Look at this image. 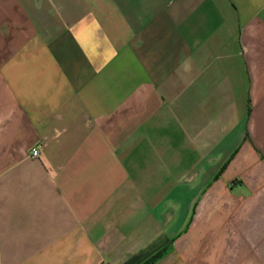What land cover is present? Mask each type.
<instances>
[{"label": "crops", "instance_id": "1", "mask_svg": "<svg viewBox=\"0 0 264 264\" xmlns=\"http://www.w3.org/2000/svg\"><path fill=\"white\" fill-rule=\"evenodd\" d=\"M162 249L264 264V0H0V264Z\"/></svg>", "mask_w": 264, "mask_h": 264}, {"label": "trees", "instance_id": "2", "mask_svg": "<svg viewBox=\"0 0 264 264\" xmlns=\"http://www.w3.org/2000/svg\"><path fill=\"white\" fill-rule=\"evenodd\" d=\"M165 251V249H162L160 251H158L156 254H154L153 256H151L148 260H146L143 264H151L152 262H154L157 258H159L163 252Z\"/></svg>", "mask_w": 264, "mask_h": 264}, {"label": "built area", "instance_id": "3", "mask_svg": "<svg viewBox=\"0 0 264 264\" xmlns=\"http://www.w3.org/2000/svg\"><path fill=\"white\" fill-rule=\"evenodd\" d=\"M39 149L37 148V147H33L32 149H31V155L33 156V157H38L39 156Z\"/></svg>", "mask_w": 264, "mask_h": 264}]
</instances>
